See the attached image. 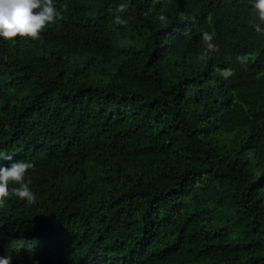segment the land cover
Segmentation results:
<instances>
[{
  "label": "trees",
  "instance_id": "trees-1",
  "mask_svg": "<svg viewBox=\"0 0 264 264\" xmlns=\"http://www.w3.org/2000/svg\"><path fill=\"white\" fill-rule=\"evenodd\" d=\"M56 7L39 38L0 40V151L33 163L36 195L0 202V254L264 264V35L250 0Z\"/></svg>",
  "mask_w": 264,
  "mask_h": 264
},
{
  "label": "clouds",
  "instance_id": "clouds-1",
  "mask_svg": "<svg viewBox=\"0 0 264 264\" xmlns=\"http://www.w3.org/2000/svg\"><path fill=\"white\" fill-rule=\"evenodd\" d=\"M57 0H0V40L13 41L16 37H27L35 40L47 25L62 19V13L56 7ZM251 10L260 23L253 25L254 31L264 35V0H250ZM202 40L208 50H215L213 36L208 31L201 33ZM243 62L241 58H237ZM224 76L231 74L224 70ZM0 158L9 161L7 165L0 164V202L8 197L11 190L26 203H34L36 195L30 188L29 170L34 168L31 161L13 160L11 155L0 151ZM10 184L18 187L9 189ZM13 255L5 251L0 254V264H12ZM37 264V261H35Z\"/></svg>",
  "mask_w": 264,
  "mask_h": 264
}]
</instances>
